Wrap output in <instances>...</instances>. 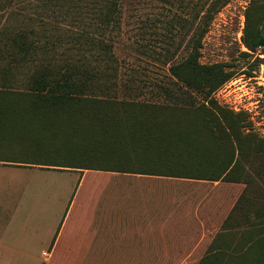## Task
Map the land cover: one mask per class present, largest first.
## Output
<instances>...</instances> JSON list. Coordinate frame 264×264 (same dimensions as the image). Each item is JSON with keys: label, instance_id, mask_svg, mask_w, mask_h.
<instances>
[{"label": "trees", "instance_id": "trees-1", "mask_svg": "<svg viewBox=\"0 0 264 264\" xmlns=\"http://www.w3.org/2000/svg\"><path fill=\"white\" fill-rule=\"evenodd\" d=\"M222 1L213 0L201 16L189 54L178 61L172 55L167 59L168 80L158 82L152 92L162 96L157 100L143 98L142 78L129 77L120 90L117 75L98 74L85 63L46 64L21 90L12 83L10 69L25 62L30 52L49 45L37 46L28 39L29 30L2 31L6 41L0 47V161L244 183L245 189L197 264H220L219 250L232 249L230 242L222 241L231 237L225 233L241 224L246 229L239 231V239L246 245L242 242L244 249L239 251L234 247L236 255L231 257L236 264H264V235L256 236V221L247 217L244 223L237 217L253 177L236 166V125L229 119V131L221 128L223 106L215 96L236 71L221 62L200 60L202 39ZM107 2L110 7L102 18L110 21L117 3ZM245 17L243 42L255 52L264 48V0H254ZM73 36L78 47L96 39L84 29ZM97 43L108 46L102 40ZM137 80L140 86H134ZM223 139L228 145L224 152ZM257 175L262 178L264 172Z\"/></svg>", "mask_w": 264, "mask_h": 264}, {"label": "rangeland", "instance_id": "rangeland-1", "mask_svg": "<svg viewBox=\"0 0 264 264\" xmlns=\"http://www.w3.org/2000/svg\"><path fill=\"white\" fill-rule=\"evenodd\" d=\"M69 1L0 0V47L6 41L1 38L6 30H29V40L37 46L49 45L48 49L30 52L25 62L10 69L15 87L25 89L30 78L46 64L85 63L84 67L98 70V74L117 75L120 90H124L122 85L129 77L142 78L143 84L137 80L134 86L141 85L143 98L161 99L152 92L158 82L168 80L167 59L172 55L178 61L189 54L196 25L202 24L201 16L213 0H116L115 18L110 21L102 18L110 7L108 0H75L77 7ZM253 1L220 3L202 39L200 60L221 62L236 71L232 79L216 90L215 96L223 106L221 121L225 124L221 128L229 131L230 120L236 125V166L253 177L237 217L244 223L247 217L256 221L253 229L260 236L264 235V177L257 174L264 172V48L252 52L243 42L245 13ZM83 29L96 39L78 47L73 35ZM97 39L108 46L103 49L96 44ZM220 147L223 152L228 148L226 140H221ZM73 184L75 178L66 174L4 168L0 172V230L14 216L13 228L17 233L54 235L72 198ZM239 185L240 194L245 184ZM243 229L244 224L234 225L225 233L231 237L222 241L230 242L232 249L219 250L220 264H236L231 254L244 249L242 242L246 245V240L239 239ZM204 253L192 255L184 264H197Z\"/></svg>", "mask_w": 264, "mask_h": 264}, {"label": "crops", "instance_id": "crops-1", "mask_svg": "<svg viewBox=\"0 0 264 264\" xmlns=\"http://www.w3.org/2000/svg\"><path fill=\"white\" fill-rule=\"evenodd\" d=\"M61 173L76 184L54 235L0 230V264H184L205 251L239 197V183L0 161Z\"/></svg>", "mask_w": 264, "mask_h": 264}]
</instances>
